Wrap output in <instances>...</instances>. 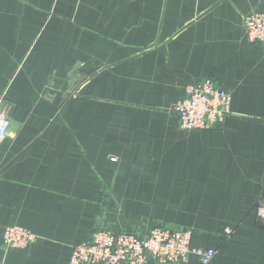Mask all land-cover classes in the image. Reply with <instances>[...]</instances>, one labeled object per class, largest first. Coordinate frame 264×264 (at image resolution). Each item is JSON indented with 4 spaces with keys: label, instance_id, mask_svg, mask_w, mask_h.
Returning a JSON list of instances; mask_svg holds the SVG:
<instances>
[{
    "label": "crops",
    "instance_id": "1",
    "mask_svg": "<svg viewBox=\"0 0 264 264\" xmlns=\"http://www.w3.org/2000/svg\"><path fill=\"white\" fill-rule=\"evenodd\" d=\"M253 9L264 0H0V104L19 125L0 141V262L67 264L94 228L161 224L190 228L208 264H264ZM204 78L230 92V114L184 131L171 108ZM12 225L36 239L5 249Z\"/></svg>",
    "mask_w": 264,
    "mask_h": 264
},
{
    "label": "built area",
    "instance_id": "2",
    "mask_svg": "<svg viewBox=\"0 0 264 264\" xmlns=\"http://www.w3.org/2000/svg\"><path fill=\"white\" fill-rule=\"evenodd\" d=\"M243 27L247 41L264 51V10L253 9L244 14ZM230 104V92L216 81L204 78L184 86L171 110L180 129L209 130L218 128L230 114ZM6 111L0 104V141L7 135ZM254 214L264 225V187ZM190 238V228L161 224L152 225L143 236L99 226L72 246L67 264H186L190 255H196L201 264H208L215 251L191 247ZM35 239L30 230L17 225L7 226L3 232L7 250L25 248Z\"/></svg>",
    "mask_w": 264,
    "mask_h": 264
},
{
    "label": "water",
    "instance_id": "3",
    "mask_svg": "<svg viewBox=\"0 0 264 264\" xmlns=\"http://www.w3.org/2000/svg\"><path fill=\"white\" fill-rule=\"evenodd\" d=\"M18 127L19 125L17 124V122L13 121L8 115V126L6 133L15 134L17 132Z\"/></svg>",
    "mask_w": 264,
    "mask_h": 264
},
{
    "label": "rangeland",
    "instance_id": "4",
    "mask_svg": "<svg viewBox=\"0 0 264 264\" xmlns=\"http://www.w3.org/2000/svg\"><path fill=\"white\" fill-rule=\"evenodd\" d=\"M198 81V80H197ZM196 82V81H195ZM191 84V83H190ZM188 85V84H187ZM186 86V85H185ZM183 90V89H182Z\"/></svg>",
    "mask_w": 264,
    "mask_h": 264
}]
</instances>
